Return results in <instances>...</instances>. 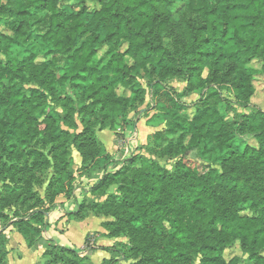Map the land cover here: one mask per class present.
Listing matches in <instances>:
<instances>
[{
	"label": "trees",
	"instance_id": "1",
	"mask_svg": "<svg viewBox=\"0 0 264 264\" xmlns=\"http://www.w3.org/2000/svg\"><path fill=\"white\" fill-rule=\"evenodd\" d=\"M91 1L93 9L88 0H8L9 9L0 8L12 18L10 33H0V157L13 161V171L33 176L54 169L44 198L14 187L13 200L30 202V213L0 231V264H10V225L28 247L45 243V258L61 250L67 264H93L88 254L43 237L48 213L59 195L73 196L72 143L82 157L78 176L114 161L98 132L123 135L133 123L129 110L144 105L148 94L144 76L155 108L170 118L167 129L156 130L122 168L92 185L91 194L104 201L82 200L68 215L84 219L90 204L113 216L102 222L106 236L130 238V253L139 259L133 264H195L199 256V264H264V111L242 112L234 120L220 111L224 90L244 107L256 93L259 70L251 63L264 61V0ZM35 11L44 12L36 23L49 49L44 57L20 56L13 48L31 38ZM104 47V61L97 60ZM176 78L186 82L182 92L169 83ZM121 88L131 95H121ZM197 91L201 101L185 113L180 98ZM76 113L81 132L72 131ZM177 133L176 141L169 138ZM239 135L254 136L257 145L237 148ZM202 143L221 170L201 172L182 158L169 169L151 157H181ZM10 202L0 191L1 207ZM87 237L86 247L93 249ZM236 244L247 257L226 259V249ZM100 248L111 253L101 264L120 260L116 245Z\"/></svg>",
	"mask_w": 264,
	"mask_h": 264
},
{
	"label": "rangeland",
	"instance_id": "2",
	"mask_svg": "<svg viewBox=\"0 0 264 264\" xmlns=\"http://www.w3.org/2000/svg\"><path fill=\"white\" fill-rule=\"evenodd\" d=\"M7 2L8 0H0V8L3 7L4 9L8 10L9 7L6 5ZM88 4L90 5L91 9L96 7V3L95 2L92 3L91 0H88ZM76 9H79V6H77ZM43 15H44L43 11L34 12V19H32L33 27L30 33L31 38L29 39L28 42L25 43L16 42L13 48V51L16 54L20 56H26L31 52H38L41 54L40 55L41 57H44L42 55H45L47 53L49 47L42 40V34L44 29L41 24L36 23L39 18L43 17ZM10 20H12L11 17L3 16L0 14V33L1 32L10 33V30L8 28V21L10 22ZM125 48L126 46L123 45L121 49L124 50ZM105 52L106 49L104 47L100 50V54L97 57V60H103L105 58ZM1 58L5 59L6 57L5 55L1 54ZM58 64L61 67L63 65V61L60 60ZM251 65L259 70V73L257 74L255 79L256 93L252 97L250 104L247 107H244L243 105H240L236 102L235 96L232 92H228L224 90L222 93L224 100L220 103V111L225 118L234 120L236 119L237 114H240L242 112L243 113L250 112L254 109H260L264 111V61H262L261 59H254ZM140 82L148 90L146 101L144 105L139 106L137 109L129 110L130 116L133 119V123L139 122L138 129L136 130L133 129V131H131L130 133L129 139H127L126 141L122 140L123 138H120L119 136L115 138L113 134L109 135L116 143V144L114 143L113 145L114 152H116L120 156L126 154L129 155L130 150L132 149L136 150V148H139L141 145L149 142L150 140L149 138L151 134L154 133L156 130L167 127L168 122L170 121V118L167 117L165 118L162 111H159L155 108L153 103L152 89L147 87L148 78L144 76L140 79ZM169 83L171 86H174V88L178 92H182L186 88V82L180 78L173 79ZM68 91L72 94V91L70 89ZM119 93L125 96L131 95L130 91L124 88H121L119 90ZM201 95L202 92L197 91L191 95L183 96L182 98H180V106H181L180 108H183V111L185 113L187 111H191L197 106V103L201 101ZM59 110L61 109L59 108ZM76 120L78 123V128L72 131L81 132L84 128L81 121L82 115L76 113ZM62 126L64 128H67L64 124ZM178 135L179 133H177L174 136H169V138H173L176 141L178 139ZM100 138L102 139V135H100ZM247 144L257 145L256 138L252 135H243V136L239 135L234 145L237 148H244V146ZM70 148L72 152L71 161H70V170L74 172L75 175L73 193L75 190L77 191L80 189L86 191L85 193L82 192V194L87 193V195H85L83 199L84 202H86V204L97 200L104 201L105 197L97 198L94 197L93 195L89 196L88 194L91 191V187H92L91 184L94 183L95 177L93 176L95 175V173L97 174L99 171H94L93 175H88V179H89L88 181L81 180V176H78V174L80 173L79 168L81 166L82 157L79 154L77 146L74 143L70 145ZM204 148H205V143H202L199 147L189 150L181 157H165V158H160L157 156H151V157L158 160L161 164L165 165L169 169H172L175 162L179 160V158H182L188 165L198 169L201 172L206 170L208 167H215L221 170V166L218 164V162L211 159L209 155L205 153ZM44 151L48 153L49 148L45 149ZM0 160L3 164H5L4 166H0V191L3 192L6 196L12 198V202L5 205L4 207H1L0 204V226L3 228L5 224L8 223L12 224L11 223L12 221L16 222L18 219L27 216L30 213L29 210L31 204L30 202L24 203L22 200H13L14 187L15 189L17 188L19 189L22 186H25L27 189L35 190L38 195L44 198L48 186L50 184V181L54 175V169L53 167H50L42 174L37 173L38 178H36L37 176H33L30 172L19 171V170L13 171V168L10 169L9 167L13 166V161H10L2 157H0ZM30 178H31V183H29ZM63 197L66 198L65 195H59L57 197V201H59L60 198ZM90 204H88L89 209L87 208L86 211L87 216L91 217L89 224L78 223V221H75L74 219L68 222V225L66 224L64 226V224H62L63 227H65V235L68 236L71 239L72 243H74L77 247L79 246L81 240L84 238V233L89 231L93 232V233H89L87 237L89 245H93L97 238L98 240L103 239L104 235H106L107 233V230L103 227V229H101L102 231H100V229L98 231H95L96 229H98L97 225L99 227V225L101 224L100 226L102 227V222L115 219L111 215L103 214L102 212H98L95 209L92 210L90 208ZM70 218L73 217L71 216ZM13 227H14L13 228L14 231L15 226ZM102 232L104 234H101ZM45 235L47 236L48 234L46 233ZM5 237L7 240V244L9 242L10 243L9 245L13 248V251H11L10 253L11 255L10 254L8 255V262L10 264H67L66 259L62 258V256L64 257L68 256V254H66L64 251L56 250V253L53 254V257L52 256L49 257L50 259L55 258L56 261H49L50 260L49 258L39 257L33 250H30L32 248H29L27 246L25 238L18 231L13 232L12 238L10 240L6 233H5ZM60 237L62 238L63 235H61ZM113 239H114L113 245H116V251H114L113 254L120 258V260L116 261V264L117 262L118 264H133L139 262V259L137 260L136 257L130 253L129 246L131 241L127 235L123 234L116 238L113 237ZM101 251H106V250H101ZM109 254L111 255V253ZM234 254H240L243 258L247 257V255H245L240 251L239 244H236L232 248L226 249L224 256L226 259H230ZM92 263L96 264L97 259H94ZM199 263H200V256L197 258L195 264H199Z\"/></svg>",
	"mask_w": 264,
	"mask_h": 264
},
{
	"label": "crops",
	"instance_id": "3",
	"mask_svg": "<svg viewBox=\"0 0 264 264\" xmlns=\"http://www.w3.org/2000/svg\"><path fill=\"white\" fill-rule=\"evenodd\" d=\"M138 126H139V122H137V123H132L131 122L125 129H123L121 131L123 133V135L121 134L122 136L118 135L116 131H112L110 129H105V130H102V131L98 132V138L105 144L107 150L113 155L114 161L111 162L109 165H107L106 168L100 170L97 174H95L93 176V177H95V179L93 178L94 179V183H92L91 186L94 185L102 177V175L104 173H106V172H116L120 168H122L125 165L126 158L132 153V151H135L134 149H132V150H130L129 155L126 154L127 156L126 155L120 156L119 154L114 152V149H113L114 146L113 145H114L115 141L109 135L113 134V136L115 138L117 136H119L120 138H123L122 140L126 141L127 139H129L131 131H133V129H135V130L138 129ZM100 135H102V139L100 138ZM136 150H138V148H136ZM81 180L88 181L89 179H88V176L85 175V176H81ZM115 190H116V186L115 187L113 186L110 189V191H113V192ZM82 192L85 193L86 191H83V189H80V190H77V191L75 190L74 193H73L72 198H64L63 197V198H60L59 201H57V205L52 209V211L50 213H48L49 225L47 226L45 232L43 233V237L45 239H47V240L53 239L58 244H61V245H64V246H68V247H73L76 250L78 249V251L80 253L88 254L92 261H94V259H97V263L96 264H101L103 259L109 258L111 255L109 254L110 253L109 251L106 252L107 250L106 251H101V250H104V249H102L100 247L112 246L114 239L104 235V237L102 236L103 239H99L98 240V238H97L95 243L93 244L94 248L90 249V248L86 247V243H85L87 235L89 233H93L92 231H89V232L84 233V238L81 240V242L79 243V246L77 247L74 243H72L71 239L68 236L65 235V227H63V225H62V224H64V226L66 224L68 225V222L72 221V219H74L75 221H78V223H82V224L83 223H88L89 224V221H90V218H91L89 216H86L84 219H75V218H70L69 215H68L70 212H74V211H76L78 209L79 204L82 202V200L84 199L85 195H87V193L86 194H82ZM88 194H89V196H92L91 191ZM100 225H99V227L97 225L98 229H96L95 231H98L99 229H100V231H102L101 229H103V226L101 227ZM1 228L2 227L0 226V231H2ZM13 228H14L13 225H10V227L5 230V233L8 235L9 240L12 238L13 232L18 231L16 228L13 231ZM46 233L48 234L47 236L45 235ZM101 234H104V233L102 232ZM101 234H100V236H101ZM61 235H63L62 238L60 237ZM9 244L10 243L8 242L7 247L9 249V254H10L11 251H13V248ZM41 246L42 247H40L39 249H33L32 248L30 250H33L39 257H44L43 253H44V250H45V243H42Z\"/></svg>",
	"mask_w": 264,
	"mask_h": 264
}]
</instances>
